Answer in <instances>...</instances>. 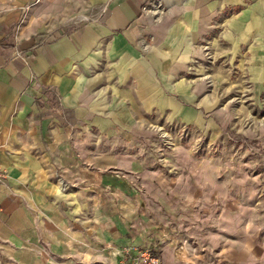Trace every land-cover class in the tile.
<instances>
[{
  "label": "crops",
  "instance_id": "0c3cea01",
  "mask_svg": "<svg viewBox=\"0 0 264 264\" xmlns=\"http://www.w3.org/2000/svg\"><path fill=\"white\" fill-rule=\"evenodd\" d=\"M220 23L257 103L264 0H0V264H264V120L205 80Z\"/></svg>",
  "mask_w": 264,
  "mask_h": 264
},
{
  "label": "rangeland",
  "instance_id": "374dc122",
  "mask_svg": "<svg viewBox=\"0 0 264 264\" xmlns=\"http://www.w3.org/2000/svg\"><path fill=\"white\" fill-rule=\"evenodd\" d=\"M163 13L162 9L157 10ZM157 13V14H158ZM240 15V10H232V11H227L226 9L223 10L222 13L219 14V18L221 20L233 18V17H238ZM159 16V15H157ZM220 20V21H221ZM219 21V22H220ZM227 27L222 26L220 23L219 28H218V58H212L209 50V44L207 45L208 47V54L206 57V65L209 67L210 65L212 66L213 73H208L205 76V80L211 84V82L215 81V76L213 74H216V77H218V81L220 83H226V84H233V83H246L247 85L245 86L246 88L244 90H235V91H229L228 93H233V98L236 100L237 103H241L244 109L248 110V113H250V116L255 117L256 119L264 120V94L261 92V95L259 96L258 102L255 103L252 101V96H253V83H254V76L250 73V69L253 66H257L258 62L255 63L252 62L254 59L248 58L247 56L244 58H238L237 56L234 57L232 56V49L230 48V45L232 46L231 40L227 38ZM208 41V39H207ZM264 79V78H263ZM225 92L223 90H220V93ZM229 96V95H227ZM228 99L232 98L230 95L227 97ZM243 98V99H241ZM241 100H244L241 102ZM235 102V103H236ZM253 123H249L251 129L254 128L252 125ZM156 128L155 130H159L160 133L164 134L166 133L167 135L163 136L164 139L169 138L168 133L170 130L169 129H163L166 132H164L161 128L159 129L157 126L158 123L155 124ZM248 125V126H249ZM258 126V124H257ZM169 130V131H168ZM166 137V138H165ZM249 146L251 148V152L253 151H258V147L255 146L254 142L252 143H246V146ZM254 153V152H253ZM138 261V260H137ZM137 264V263H136Z\"/></svg>",
  "mask_w": 264,
  "mask_h": 264
},
{
  "label": "built area",
  "instance_id": "2783aa9c",
  "mask_svg": "<svg viewBox=\"0 0 264 264\" xmlns=\"http://www.w3.org/2000/svg\"><path fill=\"white\" fill-rule=\"evenodd\" d=\"M7 180V173L5 171H3L2 169H0V186L5 184ZM4 210L3 207L0 203V220L4 219ZM140 260L144 263V264H160V261L158 259V257H156L152 252L150 251H143L140 253Z\"/></svg>",
  "mask_w": 264,
  "mask_h": 264
}]
</instances>
